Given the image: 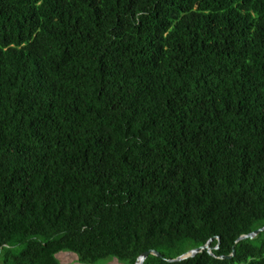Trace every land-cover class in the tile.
<instances>
[{"label":"trees","instance_id":"obj_1","mask_svg":"<svg viewBox=\"0 0 264 264\" xmlns=\"http://www.w3.org/2000/svg\"><path fill=\"white\" fill-rule=\"evenodd\" d=\"M261 228L264 0H0V264H264Z\"/></svg>","mask_w":264,"mask_h":264},{"label":"water","instance_id":"obj_2","mask_svg":"<svg viewBox=\"0 0 264 264\" xmlns=\"http://www.w3.org/2000/svg\"><path fill=\"white\" fill-rule=\"evenodd\" d=\"M264 232V228H261V229H258L248 235H243L241 237H239L236 241V243H239L241 241H244V240H254L259 234L263 233ZM217 240L219 241V239L217 238ZM210 242H208L206 245L200 247V248H197V249H193L189 252H187L186 254L176 258V259H173V260H169V262H181V261H184V260H187V259H192V258H195L198 254L204 252V251H207L210 255H213L212 254V248L210 247ZM218 247H216L217 249ZM155 256V257H161V255L156 252V251H148V252H145L143 253L141 256L138 257V259L136 260L135 264H144L145 261L147 260V258L149 256ZM235 256V250H233L232 254L229 256V257H223L222 259H229L231 257H234Z\"/></svg>","mask_w":264,"mask_h":264},{"label":"rangeland","instance_id":"obj_3","mask_svg":"<svg viewBox=\"0 0 264 264\" xmlns=\"http://www.w3.org/2000/svg\"><path fill=\"white\" fill-rule=\"evenodd\" d=\"M60 264H79L77 262V257L71 253H60L58 255ZM98 264H116L115 262H100Z\"/></svg>","mask_w":264,"mask_h":264}]
</instances>
